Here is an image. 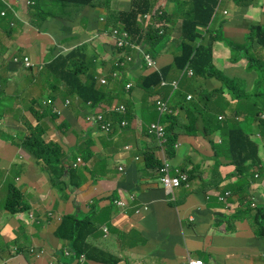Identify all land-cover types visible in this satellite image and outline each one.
<instances>
[{"label": "crops", "instance_id": "0c3cea01", "mask_svg": "<svg viewBox=\"0 0 264 264\" xmlns=\"http://www.w3.org/2000/svg\"><path fill=\"white\" fill-rule=\"evenodd\" d=\"M111 1L123 5L124 0ZM125 1L130 8L131 0ZM164 1L162 8H155L157 3L152 8V12L159 9L169 14L168 20L165 19L167 40L156 48L154 56L159 69L171 64L177 55L178 49L173 46H178L180 42L182 24L179 16L171 18L173 8L170 7L173 5ZM68 8L71 10V7ZM72 8L78 12V22L74 27L76 37L67 46L55 40L51 31L63 29L66 19L60 16L65 14L61 8L57 16H52L51 7H28L17 0H0V72L6 70V76L0 75V80L3 90L15 99L9 101L5 112L2 111L4 108H0V191L14 187L25 189L27 193L21 196L24 209L16 211L10 207V211L0 215V264H51L52 260H56L57 264H99L81 263L65 257L63 250L65 252L68 245H62L55 236L62 217L76 212L89 215L97 229L89 243L119 260L118 264H189V259H201L206 264H264V225L257 227V233L254 228L256 211L261 205L264 208V172L254 167L244 180L238 179L224 141L230 130L226 128L218 132L216 126L209 128L206 123L207 117L240 120L244 116L246 121L256 115V129L251 132L259 139V157L264 163V136L258 132V120H264V113L258 112V98L251 93L257 83L258 72L247 66L248 55L258 59L264 69V51L250 42L253 49L244 48L243 51L249 49V53H243L241 59L233 62L230 46L245 44L252 24L257 22L264 26V0H255L249 5L223 0L209 27L201 29L206 38L214 36L217 39L213 45V61L219 71L218 78L185 76L176 91L170 87H159L151 98L152 103L154 97L159 96L175 110L172 117L176 124L169 127L165 123L168 134L176 138L174 149L170 152L167 148L162 149L157 139L148 134L150 124L159 119L155 120L153 116L145 119L141 113L145 91L134 89L133 97L124 96L123 99L116 96L121 92V81L122 85L132 82L135 86L139 78L152 73L145 66L131 63L125 66L121 80L111 78L117 51L106 42L110 40L112 28L118 24V13L129 8H114L111 3L109 8ZM98 9L105 11L100 14ZM2 12L5 14L2 15ZM96 31H99V41L90 43L89 39ZM83 44L88 48L85 65L90 72L96 69L97 80L104 75L109 77L112 98H108L106 104L124 105L127 112L107 114L114 130L109 135H103L85 122L87 110L79 101L75 98L61 101L70 100L71 103L63 108V115L56 120L57 128L65 131L73 127L76 131L74 135L72 131L61 136L64 166L70 168L79 156L84 165L74 169L79 177L73 183L80 182L79 188L69 185L67 175L62 187L51 183L50 179L45 181L42 194L45 197L41 199L34 216L40 215L41 223L37 226L44 234L37 239L24 216L33 211L32 199L36 198L28 192L29 186L25 181L32 166L37 167L43 177L50 171L33 160L22 145L23 136L29 134L27 123L35 126L38 120L28 121L21 111L22 108L30 111L32 100L36 97L26 99L21 95H27L28 88L37 85L39 74L31 73L28 78L23 72L14 78L16 73L24 71V67L19 61L14 62L11 56L16 54L20 59L30 56L31 66H34L35 63L52 60L59 53L58 47H66L69 51ZM30 70L32 68L25 71ZM180 74L172 69L168 81L179 79ZM33 76L36 78L32 79ZM6 77L7 81L11 82L12 78L16 82L5 84ZM225 80L230 82L225 85ZM46 86L49 87V84L46 83ZM238 96L243 100L238 101ZM132 100L134 103L129 105ZM16 103L21 107L17 109ZM188 104L195 107V110L190 109L194 115L188 129L191 134L184 127ZM10 106L13 111H10ZM35 107L38 109V106ZM115 115L124 116L122 120L128 122L124 129L120 128V121L114 120ZM65 120L69 122L68 127L61 128ZM43 121L48 122L44 134L46 139L55 131V124L49 116L39 123ZM56 136L58 132H55ZM210 141L218 146L217 150ZM72 151H76L75 155ZM145 152H151L160 164L163 158H167L173 166L191 173L188 186L175 191V200L166 196L160 185L158 168H146L143 161ZM100 162H105L103 168L98 166ZM121 167H124V173L119 171ZM21 176L23 179H20ZM226 191H230L232 197L222 202L216 194ZM121 192L136 195L127 210H121L113 203ZM254 200L257 207L250 206ZM145 205L143 214H136L138 207ZM30 249L43 252V256L36 258L29 252Z\"/></svg>", "mask_w": 264, "mask_h": 264}, {"label": "trees", "instance_id": "16d2710c", "mask_svg": "<svg viewBox=\"0 0 264 264\" xmlns=\"http://www.w3.org/2000/svg\"><path fill=\"white\" fill-rule=\"evenodd\" d=\"M33 4L28 7H44L49 3H58L61 5L76 6L78 8L95 7V8H106L110 6L111 0H31ZM153 1L158 0H131V6L126 11L118 13L117 20L124 25L126 31L131 36V42L136 45L145 44L149 46V53L153 56L156 55V48L160 44L167 40L166 33L164 35L159 34V29L156 24L162 23L165 19L168 20V12L166 10H159L153 15L152 24L147 29H144L138 22V16L141 14H148L152 12ZM169 4L173 6V10L170 12L171 18L179 16L182 19L180 26V42L177 46L179 54L174 57L171 64L159 69V71L152 72L148 76L139 78L134 88L126 92V84L123 81L120 82L121 92L118 93L120 99L125 96L133 97L132 92L134 89H142L145 91L143 96L144 106L140 109L144 118L147 119L153 116L156 120L160 118L162 123H167L169 127L176 124L172 116L159 117L158 111L155 104L156 99L159 96H155L151 103V98L157 93V89L163 80L168 81L170 79V73L172 69H176L182 72L186 66L194 71L195 77L197 78H218L219 71L215 68L213 61V45L217 41L216 37L206 38L201 29H206L212 22L215 9L219 5V0H167ZM235 3L246 2L248 5L255 0H234ZM209 31V30H207ZM249 42H253L255 46L264 50V26L260 24H253L250 27V34L245 44L243 45H230L232 47L233 62H237L242 58L243 53H249V49L253 47L248 46ZM249 48L243 51L244 48ZM127 53H131L132 50L124 48ZM87 56V45L83 44L74 47L68 54H58L52 60L44 63L39 71V76L44 78V82L49 84V87L45 90L46 99L57 100L58 98H75L79 101L80 105L84 108L87 102H92L93 107H96L100 103L108 102V98H112L110 94L112 91L109 86L100 85L97 80L96 69L90 72L89 68L85 65V59ZM257 63V65H255ZM259 63V67L258 66ZM261 62L255 57H249L247 55V66L249 69L257 71L258 76L255 78L257 82L252 90V95L255 96L264 103V69L260 66ZM117 68H115L116 70ZM123 70L124 68L120 69ZM4 77H2L3 79ZM36 77L33 76L32 79ZM8 77L4 79L6 82ZM230 81L225 80L223 83L226 85ZM101 86V87H98ZM0 86V108H4L2 111L5 112L8 105L5 102L12 100V96L5 92ZM156 89V90H155ZM223 93V91H219ZM42 97V96H41ZM43 98V97H42ZM161 98V97H159ZM41 99V98H39ZM238 101H242L243 98L238 96ZM43 101L38 99L32 100L30 106L31 113L34 114L38 123L34 126L28 124L29 134L24 135V141L22 145L24 148L34 157V160L38 161L45 170H49L52 174L50 182L62 187L65 183L64 176L67 175L69 178V185L73 188H79L80 182L75 181L79 177L77 170H69L64 166L63 152L59 144L56 142L45 143L44 134L46 132L42 124L39 123L45 116H49L51 122L58 118V115L53 112L50 104H45ZM70 102V101H69ZM71 103V102H70ZM70 103L66 106L68 107ZM132 100L129 105H132ZM38 106V109L35 107ZM156 110H155V109ZM190 109H194L193 104H188L185 108L186 111V125L185 130L188 134H191L188 129L190 122L194 119V115L190 112ZM87 110V109H86ZM10 111L13 108L10 106ZM124 116L115 115V121H121ZM128 123V122H127ZM206 123L209 128L217 127L218 132H222L226 128L230 131L228 136L224 138L226 143V150L228 157L232 165L236 167V175L238 179L244 180L250 169L258 167L261 164L259 158V145L252 142L249 136L245 133L244 129L241 128L235 120H226L220 122L217 118L212 117L206 118ZM69 122L65 120L60 127H68ZM264 125V123H263ZM167 143L166 148L170 152L174 149L176 144V138H171L168 134L169 130L167 127ZM154 139V138H153ZM211 142V145L215 150L218 146ZM216 154V153H215ZM218 154V153H217ZM143 161L145 162L146 168H159L162 167L155 160L151 152L143 154ZM151 162V163H150ZM105 162H100L98 166L103 168ZM183 171H187L181 168ZM264 172V169L262 170ZM188 172V171H187ZM191 173L189 172V177ZM241 180V181H242ZM12 187L9 190V199L6 206V210L10 211V207L15 203L16 196L13 195ZM119 197L115 200H118ZM255 204V206H253ZM250 206L257 207L256 203H250ZM256 209V208H255ZM83 215V216H82ZM255 227L264 225V208L257 209L254 216ZM264 229V228H263ZM97 231L94 223L92 222L89 215L76 212L75 214H68L62 218L58 229L55 232V236L58 240L68 243V249L63 250L64 256L73 260L77 259L81 263L84 262H96L99 264H118L119 260L111 257L107 253L100 251L93 247L89 243V239ZM66 254V255H65Z\"/></svg>", "mask_w": 264, "mask_h": 264}, {"label": "built area", "instance_id": "2783aa9c", "mask_svg": "<svg viewBox=\"0 0 264 264\" xmlns=\"http://www.w3.org/2000/svg\"><path fill=\"white\" fill-rule=\"evenodd\" d=\"M25 4L27 6L33 4L31 0H25ZM226 13V12H225ZM4 14V12H2ZM155 14H141L138 16V22L142 25L144 29H147L152 24V18ZM163 24L159 23L156 24L157 28H160L159 33L163 34V30H161ZM110 40L106 42V44L112 46L117 51V58L115 61V66L123 68L124 66L136 63L140 66H145L146 69L150 72L159 71L158 68V62L155 59V57L149 53L145 49V44L142 45H136L131 42V36L128 31L125 30L124 25L122 23H118L115 28L112 29L111 33L109 34ZM148 45V44H147ZM130 48L133 52L130 54H127L124 48ZM133 53H135V56H133ZM11 59L15 62H20L23 67L29 68L32 65L31 58L27 55L23 56L22 59L19 58L18 55L14 54L11 56ZM119 75L118 72H115L113 74L114 78H117ZM182 76H189L193 77L194 72L191 70L188 66L181 72V77L177 80H173L171 82L163 80L160 84V87H170L173 91H176L179 88L180 80ZM100 83L105 85L108 84V81L106 78H101ZM133 87V83H128L126 85V90L129 91ZM188 99H191V96L188 97ZM54 101L51 99L44 100L45 104H51ZM70 102L66 101L63 105V108H65ZM155 104L158 108V115L159 117L164 116H172L175 114V110L171 107L170 103L162 98H157ZM88 107H92V104L89 102L87 104ZM110 112H116V113H126V107L124 105H113V106H105L104 104H99L93 109V112L86 115L84 117L85 122L95 128L100 134L103 135H109L113 132V122L108 120L106 118V114ZM222 119V117H220ZM127 121L122 120L120 122V128L124 129L127 126ZM148 134L155 137L159 143V146L164 149L167 138H166V126L160 121V118L155 123L150 124L148 129ZM128 150L129 147H126ZM83 161L78 158L75 163L72 164V168H76L79 165H82ZM119 171L124 173L125 169L124 167L119 168ZM158 177H159V183L162 186L166 196H170L172 200H175V191L182 186H188L189 178L188 175L185 172H181L180 170H177L173 167L171 162L167 158L162 159V167L157 170ZM122 193V192H121ZM216 196L218 199L222 202L228 200L230 197H232V193L230 191H226L224 194L217 193ZM133 199V197H131ZM115 205L119 207L120 209H128L130 207L131 202L130 201H124L123 199L115 200ZM146 206V205H145ZM145 206L139 208L136 210V214H143L145 210ZM255 206V204H253ZM33 255H36V258H41L43 256V252H38L37 250L32 253ZM189 264H206L201 259H189Z\"/></svg>", "mask_w": 264, "mask_h": 264}, {"label": "rangeland", "instance_id": "374dc122", "mask_svg": "<svg viewBox=\"0 0 264 264\" xmlns=\"http://www.w3.org/2000/svg\"><path fill=\"white\" fill-rule=\"evenodd\" d=\"M17 1H19V2L23 3L24 5H26L25 4V0H17ZM126 2L127 1L124 0L123 1V5H121L120 3H114V1H111L110 3L113 5L114 8H122V9H125V8H129V6H126ZM156 3L157 2L154 1L153 8L155 7ZM164 4H165V1L164 0H160L157 3V5H156L155 8H157V7L158 8H162L164 6ZM46 6L52 8V10H53L52 16H54V15L57 16L58 15L57 12H58V10L60 8H61V10H63V13L65 12V14H60V16H62L63 18L66 19L65 24L63 26V29L62 30L51 29V31L53 32V38L55 40L62 41V42H64V45H67V46L71 45L70 44V41H72L76 37L74 27L77 26V22H78V20H77V14H78V12L75 11L74 8H72V7H76V6L61 5V4H58V3H49ZM68 7H71V10ZM76 8H78V7H76ZM93 8H95V7H93ZM106 8H109V7H106ZM97 11L100 12V14L101 13L103 14L105 10L104 9H98ZM217 12H218V8L215 9V13L213 15V19H214V16H215V14ZM213 19H212V21H213ZM254 24H260V23H257L256 22ZM260 25H262V24H260ZM78 26H79V24H78ZM100 26H102V23H100ZM115 27L116 26H114L113 28H115ZM98 33H99V31H96L93 34V36L89 39V42L90 43H93V42H95L97 40L99 41V39H98ZM248 46L251 47V43L250 42L248 43ZM173 48H177V45H174ZM57 49H59V53L58 54H60V53H62V54H64V53L65 54H68L72 50L71 49V50L68 51L66 47H58ZM145 49L148 51L149 50V46L148 45H145ZM55 53L56 52H54V54ZM176 54L177 55L179 54L178 50H177ZM42 65H43V63H40V64H38V63L36 64L35 63L34 66H31L32 70H30V71H25L26 69L24 68V71H19L18 73H16L14 75V78H18L19 76H21L23 74V72L29 78V76L31 75V73H36V72L39 73V71L42 70V68H43V67H41ZM5 71L6 70H3L2 72H0V75L6 76L4 74ZM103 78H106L107 81H108V84H109V77H108V75H104ZM44 80H45L44 78H42L41 76H39V81L37 82V85H34L31 88H28L29 89V93L27 95H21V96L23 98H26V99H29L31 96L36 97V99L45 97L46 96L45 90L47 89V86H46V82H44ZM1 82H2V80H0V84H1ZM15 82H16V79H13L12 80V78H11V82L7 81L5 84H7V83H15ZM105 86H107V85H105ZM255 94L256 93H254V97H256ZM63 100H65V99L58 98L57 100H53L54 102L50 104L52 106L53 112L56 113V114H58V118L63 115V112H62L63 105L61 103V101H63ZM10 101H15V99H12ZM5 104L9 106L8 100L5 102ZM16 107L18 109L21 106L16 103ZM257 107H258V112H263L264 113V103H261V101L259 99L257 101ZM21 111L25 115V117L28 119V121H30V122L35 121L34 114L31 113L28 109L22 108ZM15 115L18 116L17 113H15ZM26 115H29V117L31 118V120ZM244 119H245V117L243 116V117L240 118V120H235V121L237 122V124L241 128L244 129L245 133L249 136V139L252 142H255L256 144H258L259 143V139L255 136L254 133L251 132L252 130L256 129V125H257L256 123H257V119H258L257 116L254 115V116L248 117L246 121H244ZM56 120L53 121V123L55 124L53 126L55 131L53 133H51V136L52 137L49 136L48 138H46L47 140L45 139V143L47 144V141L48 142L49 141L56 142L57 144H59L60 148L62 149L61 143H62V139L63 138L61 136L64 133L71 134L72 131H73V127L68 128L65 131H63V129L57 128L58 126L56 124H58V123L56 122ZM223 121H226L225 118H223V120L222 119L220 120V122H223ZM258 123L260 124V127L258 128V132L261 135L264 136V125H263L264 120L259 118ZM47 124H48V122H44V121L42 123L43 127L45 128V130H46ZM55 132H58V136H56V137H55ZM74 134H76V131H73V135ZM58 137H60V140L59 141H58ZM53 140H55V141H53ZM61 152L64 153L63 150H61ZM75 152L76 151H72V154L75 155ZM226 152H227V150H226ZM262 153L264 154V150L262 151ZM33 160H34V157H33ZM63 160H64V157H63ZM258 168L260 169V171H262L264 169V163H262V161H261V164L258 166ZM28 171H29L30 176L26 179L25 184H27L29 186L28 192L31 193V194H34L36 196V198H33L32 199V202H33V211L30 210V213L29 214H26L24 216L27 219V222L29 223V226L34 229L33 231L35 233V236L37 237V239H39L42 236V234H44V233L37 226L38 223H41V222H39L40 215H37V217H34V216L36 214L37 208L40 205L41 199L45 197L44 195L42 196L43 191H44V183H45V181H47L48 179H50L52 177V174L50 172H47L44 175V177H43V175L40 174V172H38V169L35 166L30 167V169ZM20 179H23V176H21ZM158 180H159V177H158ZM12 193H13V195L16 196L15 203H13V206H11L12 210L19 211V209H24V204H23V200H22L21 196H22V193L27 195V193L25 192V189L24 190H22V189L21 190L14 189L12 191ZM119 195H120V198L119 199H123L124 201L133 202V201H135V198H136V195L133 194V193H119ZM131 197H133V199H131ZM8 199H9V189L7 188L6 190L0 191V215L7 211L6 210V205L8 203ZM252 202H254V203L257 204V202L255 200L252 201ZM262 207L263 206L261 205L258 209H260ZM139 208L140 207H138V209ZM144 208H146V206ZM257 227L258 226H256V228H255L256 233H257ZM107 232H108V230H107ZM60 242L62 243V245H68V243L65 244L63 241H60ZM34 251H36V250L35 249H30L29 252L32 254ZM125 255L127 256L128 254H125ZM51 264H57L56 260H52L51 261Z\"/></svg>", "mask_w": 264, "mask_h": 264}, {"label": "water", "instance_id": "95a60500", "mask_svg": "<svg viewBox=\"0 0 264 264\" xmlns=\"http://www.w3.org/2000/svg\"><path fill=\"white\" fill-rule=\"evenodd\" d=\"M157 10H159V9H157ZM4 14H5V12H4ZM2 15H3V14H2ZM118 23H121V22H118ZM117 25H118V24H117ZM132 52H133V51H132ZM132 52H131V53H132ZM148 52H149V51H148ZM126 53H127V52H126ZM127 54H130V53H127ZM133 54H134L133 56H135V53H133ZM117 55H118V54H117ZM29 57H30V56H29ZM44 63H46V62H44ZM44 63H43V64H44ZM114 65H115V64H114ZM188 67H189V65H188ZM24 68H25V69H30L31 67H29V68L24 67ZM115 68H117V69L113 71V73L111 74V78H112L113 80H116V79H120V80H121L122 75H123L122 70H120L121 67H117V66H115ZM123 68H125V66H124ZM123 68H122V69H123ZM189 68H190V67H189ZM190 69H191V68H190ZM191 70H192V69H191ZM115 72H118V73H119V75H118L117 78H114V77H113V74H114ZM193 72H194V71H193ZM120 74H121V75H120ZM194 76H195V74H194ZM180 77H181V74H180ZM183 77H185V76H182V78H183ZM99 83H100V81H99ZM129 83H132V82H129ZM127 84H128V83H127ZM127 84H126V85H127ZM100 85H103V84L100 83ZM105 85H108V84H105ZM0 86H1V84H0ZM133 87H134V84H133ZM133 87H132V88H133ZM132 88H131V89H132ZM131 89H130V90H131ZM66 101H70V100H66ZM66 101L62 102V104H65ZM77 101H78V100H77ZM88 103H89V102H87V104H88ZM90 103L92 104V102H90ZM87 104H86V106L84 107V108L87 109V114H86V115L92 113V112H93V109L95 108V107H93V105H92V107L90 108V107L87 106ZM100 104H101V103H100ZM102 104H104L105 106H108L106 103H102ZM98 105H99V104H98ZM98 105H97V106H98ZM65 108H66V107H65ZM85 117H86V116H85ZM222 119H223V118H222ZM78 158H80V159L83 161L82 157L79 156V157H77V159H78ZM77 159H76V161H77ZM76 161H75V162H76ZM75 162H74V163H75ZM82 165H84V161H83V164H82ZM79 166H81V165H79ZM79 166H78V167H79ZM78 167H76V168H78ZM173 167H174L176 170H177V168H178V167H176V166H173ZM67 168H68L69 170H74V169H76V168H72V165H71L70 168H69V167H67ZM178 170H180L181 172H185V173L188 175V178H189V174H188L186 171H183V170L180 169V168H178ZM169 197H170V196H169ZM119 198H120V196H119ZM114 202H115V200H114ZM114 202H113V203H114ZM114 204H115V203H114ZM118 208H119V207H118ZM121 210H122V209H121ZM67 215H68V214H67ZM63 217H64V216H63ZM63 217H62V218H63ZM61 221H62V220H61Z\"/></svg>", "mask_w": 264, "mask_h": 264}, {"label": "clouds", "instance_id": "9594fccd", "mask_svg": "<svg viewBox=\"0 0 264 264\" xmlns=\"http://www.w3.org/2000/svg\"><path fill=\"white\" fill-rule=\"evenodd\" d=\"M223 1V0H222ZM221 0H219V5H218V7L217 8H219V6H220V4H221V2H222ZM159 10H155L154 12H151V14H156V12H158ZM162 24H163V26H162V28H161V30H163V34H160V35H164L165 33H166V30H165V28H166V26H167V23H166V20H164L163 22H162ZM159 31H160V29H159ZM187 67V66H186ZM194 77V76H193ZM189 97V96H188ZM118 105V104H117ZM109 106H113V105H109ZM126 112H127V110H126ZM111 113V112H110ZM114 113H116V112H114ZM109 114V113H108ZM117 114H122V113H117ZM124 114H126V113H124ZM168 116H170V115H168ZM106 118H107V114H106ZM263 118H264V116H263ZM108 119V118H107ZM109 120V119H108ZM111 121V120H110ZM121 122V121H120ZM164 124V123H163ZM119 125H120V123H119ZM166 126V125H165ZM149 129V128H148ZM113 130H114V124H113ZM166 131H167V128H166ZM113 133V132H112ZM151 136V135H150ZM151 137H153V136H151ZM155 138V137H154ZM166 138H167V132H166ZM167 143V142H166ZM165 148H166V146H165Z\"/></svg>", "mask_w": 264, "mask_h": 264}]
</instances>
